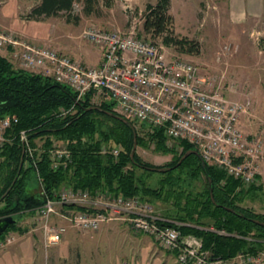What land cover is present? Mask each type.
<instances>
[{"label": "built area", "instance_id": "obj_1", "mask_svg": "<svg viewBox=\"0 0 264 264\" xmlns=\"http://www.w3.org/2000/svg\"><path fill=\"white\" fill-rule=\"evenodd\" d=\"M81 38L101 50L99 67H83L55 49L31 45L12 34L0 33V50L12 49L13 59L19 62L21 69L38 72L71 88L77 102L91 93L99 96L124 118L146 126L149 133L162 129L167 140H183L196 146L205 163L222 169L241 185L255 183L264 156V140L248 137L240 127L250 102L229 100L221 85L204 77L199 66L169 54L163 44L134 32L90 27ZM18 122L16 116L0 121V149L8 141L7 131ZM20 137L37 167L36 149L30 146L28 133L22 131ZM49 153L53 171L66 170L72 163L67 149ZM108 153L117 159L120 149ZM39 182L44 204L35 212L34 226L43 235L46 249L59 245L67 230L52 223L57 209L83 208L73 209V213L63 216L70 227L97 231L104 223L115 219L112 215H134L124 220L174 251L179 264H264V253H240L231 258L215 256L204 248L203 240L183 235L177 228L161 226L153 206L138 196L125 197L109 190L92 192L69 184L49 193L40 179ZM14 237L13 232L2 235L0 248L10 246Z\"/></svg>", "mask_w": 264, "mask_h": 264}, {"label": "trees", "instance_id": "obj_2", "mask_svg": "<svg viewBox=\"0 0 264 264\" xmlns=\"http://www.w3.org/2000/svg\"><path fill=\"white\" fill-rule=\"evenodd\" d=\"M87 2L86 12H93L94 0ZM74 5L75 0H41L31 16L41 18L57 16L61 12L71 13ZM170 7V0H159L155 5L148 4L143 19L144 33L153 38H161L167 48L173 47L190 56L199 55L200 47L197 43L175 34ZM91 97L92 94H89L84 100L77 102L76 93L68 86L58 84L52 78L18 68L0 54V121L12 116L19 120L18 124H13L7 131L8 141L0 149V218L13 216L17 219L16 225L6 233L22 232L23 229L19 227L21 218L29 210L44 204L43 197L34 192V189H39L40 179L49 193L69 184L92 192L109 190L125 197L138 196L145 202H148L143 198L145 196H151L156 199L155 202L161 203L173 200L177 212L175 215L165 216L175 222H159L161 226L174 227L183 235L191 234L201 238L206 250L223 258H231L247 251L255 253L258 250L257 242H249L246 239L264 240V226L252 221L256 219L264 223V214H255L239 206L251 190L248 193L237 192L241 186L240 181L229 177L216 166L203 164L198 155L189 156L177 166L187 152L198 151L196 146L182 140L178 141L182 154L173 164L167 166L173 169L166 173H153L171 176L177 171L188 169L192 178L204 177V189L195 194L193 191L186 193L172 189L164 196L167 182L163 184L162 189H153L138 174L139 171L151 173L152 171L144 169L143 166H154L142 162L137 154L135 162L131 161L134 130L101 111H88L87 109L94 106L90 103ZM100 107L119 115L108 102H103ZM100 118L110 121L113 125L108 127V130L102 129L101 121H97ZM130 122L137 133L138 146L148 147L149 143L154 142L157 144V150L169 153L167 138L162 129L155 130L149 133L150 135H142L138 126ZM144 127L148 131V128ZM22 131L28 133L29 144L36 150L37 140H45L42 149L35 153L37 167L28 156L21 140ZM56 141L71 152L72 163L66 170H52L53 159L49 152L57 148ZM115 145L123 149L117 159L109 153H102L104 146L112 148ZM227 208L235 212L228 211ZM184 224L214 228L231 236L238 235L240 239Z\"/></svg>", "mask_w": 264, "mask_h": 264}, {"label": "rangeland", "instance_id": "obj_3", "mask_svg": "<svg viewBox=\"0 0 264 264\" xmlns=\"http://www.w3.org/2000/svg\"><path fill=\"white\" fill-rule=\"evenodd\" d=\"M158 1L94 0V11L87 13V0H75L71 13L61 12L53 17L35 18L31 16L32 11L40 5L41 0H0V33L12 34L31 45L53 49H58L56 43L61 49L63 45L71 43L79 50L78 54H82V57H77L72 53L80 65L94 67L99 64L100 52L96 46L81 38L84 30L90 27L134 32L152 42L163 44L161 38L146 35L143 30L147 5H155ZM170 1L175 34L197 43L200 54L190 56L173 47H166L169 54L199 66L204 77L221 85L229 100L250 102L248 112L241 118L244 133L251 138L261 137L264 140V0ZM13 64L17 67L16 62ZM90 103L99 107L103 104L101 98L94 94ZM101 119L97 121H101L102 129L108 130L113 125L110 121ZM134 124L142 135H150L140 123ZM44 144L45 140H37V150L40 151ZM55 146V149H65L58 141ZM166 146L169 153L157 150V144L153 142L148 147L138 146L136 154L144 163L154 167H167L182 154V149L177 141L167 140ZM110 148L104 146L102 153L108 154ZM117 148L120 152L123 150L119 145L112 146L111 150ZM259 165V171L264 175V156ZM138 174L153 189L160 190L167 182L164 196L172 189L186 193L193 191L194 194L204 189V177L192 178L188 169L177 171L171 176L141 171ZM260 183V180H256L252 185H241L237 192L248 193L253 187L261 186ZM34 192L41 195L39 189H34ZM143 198L160 215H175L177 212L173 200L161 203L155 202L156 199L151 196ZM38 208L40 206L25 213L19 223L23 231L13 232V243L0 248V264H161L167 253L176 255L174 251L164 248L153 236L137 231L132 222L124 220L134 215H112L115 219L104 223L99 230L83 231L68 225L63 216L74 210L68 208L65 211L63 207L57 209L52 223L56 227H66V233L59 245L46 249L43 235L34 226ZM100 230L110 231L112 236L97 237ZM217 232L222 236L226 235L225 231ZM262 241L254 238L249 240L257 242L258 250L255 253H264V246L260 245L263 244Z\"/></svg>", "mask_w": 264, "mask_h": 264}, {"label": "crops", "instance_id": "obj_4", "mask_svg": "<svg viewBox=\"0 0 264 264\" xmlns=\"http://www.w3.org/2000/svg\"><path fill=\"white\" fill-rule=\"evenodd\" d=\"M70 44L71 43L63 45V47L61 49L60 46L57 45V43H56L55 45H56V47L58 49H56V48H54V49L56 51H58L59 53L63 54V55L69 56L71 59H73L74 61L79 63V61L76 60V58L74 57V55L72 53H75L77 55V57H82L81 56L82 54H78L79 50H76L75 46L70 45ZM0 51H2V52H0V54H2L3 56L8 57V59L10 58L11 59L10 61L12 63L16 62L17 67L21 68L20 65H19V62L13 59L12 49H10V48L9 49H5V50L2 49ZM97 51L100 52V60H99V64L97 66H94V67H99L102 64V52H101V50H98V49H97ZM240 127L243 130V120H240ZM243 132H245V131L243 130ZM262 133H264V132H262ZM245 135H247L248 137L250 136L247 133ZM258 180H260L261 186H255L253 189H251V191L249 192L248 196H246L245 199L240 202L239 206L244 208V209H247L250 212L255 213V214H264V175H263V172H260V174L258 176ZM246 204H248V207L246 206ZM154 214L161 220V222H165V223L166 222H168V223H174L175 222L170 217H167L165 215L164 216L160 215L156 211H155ZM178 224L179 223H177V225ZM184 225L188 226V227H191V228H196V229H199V230H206V231H209V232L218 233L213 228L212 229H208L206 227H201V226L193 225V224H184ZM133 235H135V234H133ZM189 235H191V234H189ZM111 236H112L111 232L110 231H105V230H102V231L100 230L98 232V234H97V237H101V238L102 237L106 238V237H111ZM193 236L198 238V239H200V240H202L201 238H199V237H197L195 235H193ZM225 236H227V237L230 236V237H235L237 239H240V237L238 235H235V234H233L232 236L226 234ZM250 239L251 238H247L246 240L249 241ZM262 243L263 244H260V245L264 246V240L262 241ZM161 264H179V263L177 261L176 255L167 253L164 256V261H162Z\"/></svg>", "mask_w": 264, "mask_h": 264}, {"label": "water", "instance_id": "obj_5", "mask_svg": "<svg viewBox=\"0 0 264 264\" xmlns=\"http://www.w3.org/2000/svg\"><path fill=\"white\" fill-rule=\"evenodd\" d=\"M87 110L88 111L89 110L101 111V112L105 113L106 115L121 121L122 123L126 124L127 126L131 127L134 130L133 148H132L131 153H130V158H131L132 162H135V154H136V150L138 147V142H137V133L135 132V128L132 125V123L128 119L124 118L123 116H119L117 114L105 111L99 106H93ZM191 155H198L201 157L200 153L197 150L189 151L181 158V160L179 161L177 166H180L183 163V161ZM202 162H203V164H205L203 159H202ZM143 168L147 169L149 171H152V172L156 171L159 173H166V172H169L173 169V168H168V167H144V166H143ZM210 183H211V180H210ZM211 198H212L213 203L216 205V202H215L212 195H211ZM227 210L231 211V212H235L234 210H232L230 208H227ZM252 221L256 224L264 226V223L260 222L259 220L252 219ZM16 223H17V219H15L13 216H7L4 218H0V236L4 235L12 226L16 225Z\"/></svg>", "mask_w": 264, "mask_h": 264}]
</instances>
